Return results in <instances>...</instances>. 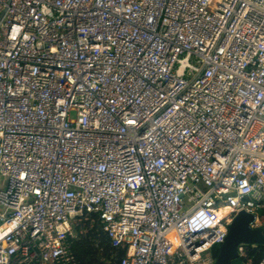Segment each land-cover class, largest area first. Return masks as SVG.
Returning <instances> with one entry per match:
<instances>
[{
  "label": "built area",
  "instance_id": "obj_1",
  "mask_svg": "<svg viewBox=\"0 0 264 264\" xmlns=\"http://www.w3.org/2000/svg\"><path fill=\"white\" fill-rule=\"evenodd\" d=\"M263 208L264 0H0V264L96 224L118 264H213Z\"/></svg>",
  "mask_w": 264,
  "mask_h": 264
},
{
  "label": "trees",
  "instance_id": "obj_2",
  "mask_svg": "<svg viewBox=\"0 0 264 264\" xmlns=\"http://www.w3.org/2000/svg\"><path fill=\"white\" fill-rule=\"evenodd\" d=\"M259 216L261 224L264 225V208L260 210ZM78 236L72 240L78 264H99L100 262L118 264L126 253L125 247L112 244L98 224L88 227L87 234H79ZM85 237H88L96 245V253L86 250ZM244 249L245 253L251 256L253 264H258L264 258V245H244ZM12 264L17 263L13 262Z\"/></svg>",
  "mask_w": 264,
  "mask_h": 264
},
{
  "label": "water",
  "instance_id": "obj_3",
  "mask_svg": "<svg viewBox=\"0 0 264 264\" xmlns=\"http://www.w3.org/2000/svg\"><path fill=\"white\" fill-rule=\"evenodd\" d=\"M254 215L245 210L237 213L225 241L213 246V264H241L239 247L241 245H264V225L251 226Z\"/></svg>",
  "mask_w": 264,
  "mask_h": 264
},
{
  "label": "rangeland",
  "instance_id": "obj_4",
  "mask_svg": "<svg viewBox=\"0 0 264 264\" xmlns=\"http://www.w3.org/2000/svg\"><path fill=\"white\" fill-rule=\"evenodd\" d=\"M241 264H246V262L244 260L241 261Z\"/></svg>",
  "mask_w": 264,
  "mask_h": 264
}]
</instances>
